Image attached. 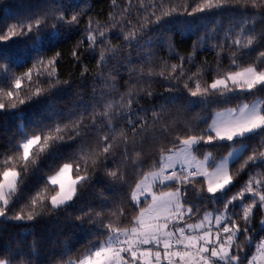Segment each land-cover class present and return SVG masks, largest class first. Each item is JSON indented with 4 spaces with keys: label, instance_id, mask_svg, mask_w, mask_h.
<instances>
[{
    "label": "snow or ice",
    "instance_id": "obj_1",
    "mask_svg": "<svg viewBox=\"0 0 264 264\" xmlns=\"http://www.w3.org/2000/svg\"><path fill=\"white\" fill-rule=\"evenodd\" d=\"M85 4L46 0L0 25V113L21 121V139L0 152V218L34 221L45 210L75 207L103 168L128 195L111 203L103 197L100 211L81 208L76 219L87 220L93 238L75 255L62 251L57 264H264V32L255 29L264 21V0H111L108 24L89 18L81 29ZM227 5H239L240 19L220 36L218 24L207 25ZM77 30L70 61L83 78L87 53L100 91L93 89L92 104L66 114L50 104L29 135L24 106L68 83L61 79L63 54L46 53ZM109 33L123 44H112ZM177 35H196L186 55L178 51ZM25 38L32 41L27 48H13ZM161 48L168 58L154 63ZM206 50L215 52V67L197 64V53ZM112 61L116 75L119 68L128 74L125 92L116 91L111 70L103 71ZM157 82L167 85V95L154 96ZM234 100L240 103L227 107ZM177 101L200 109L195 124L166 121ZM156 125L158 133L151 131ZM92 132L95 146L85 139ZM146 143L155 146L150 154ZM61 145L77 151L65 157L56 150ZM45 160L59 163L47 165L41 183L28 189L27 178ZM30 247H0V264H33L35 243Z\"/></svg>",
    "mask_w": 264,
    "mask_h": 264
},
{
    "label": "trees",
    "instance_id": "obj_2",
    "mask_svg": "<svg viewBox=\"0 0 264 264\" xmlns=\"http://www.w3.org/2000/svg\"><path fill=\"white\" fill-rule=\"evenodd\" d=\"M45 2L46 0H0V25L6 26L12 23L13 16L16 13L24 12L26 9L38 10V7ZM65 2L74 3L75 0H65ZM117 3L123 5L124 0H117ZM85 7L89 10L81 17V29L87 25L89 18H92L94 21H99L101 25L109 23V13L113 11L111 0H86ZM239 19V5H227L212 18V22L208 23L207 26L212 28L218 24L217 33L222 36L223 31H226L229 27L238 26ZM135 22L136 19L133 17V23ZM255 29L257 33L264 32V21L257 20ZM113 31L115 32L116 30ZM199 31L202 33L203 28ZM109 37L112 44H123L122 40L116 39L112 33H109ZM77 39H79V30L70 33L62 45L46 53V55L49 56L55 51H60L63 54L64 64L60 69L61 79L67 80L68 83L54 90L50 95L39 98L31 105L24 106L26 110L23 123L29 135L33 134L34 122H38L48 116L50 104L54 106L57 112L66 114L69 111L81 108L85 104H92L93 89L95 88L97 92L100 91L101 85L99 80H94L96 76L95 61L88 58V54L85 53L84 63L88 65L89 73L83 78L80 76V66H74L70 61V51ZM174 39L180 41L178 44V51L182 55H186L191 50L192 43L196 40V35L185 36L183 38L177 35ZM31 43V40L25 38L24 40H18V42L13 45V48H27ZM229 51L231 50L226 49L222 54L224 67H227L229 64L227 59ZM127 55L128 50L124 49L123 56ZM161 57L165 59L168 58L167 52L163 48L159 50L154 63L158 64ZM132 58L133 61H136L135 52L132 53ZM196 59L198 65L203 66L206 61L207 64L212 67L216 66V54L214 51L206 50L198 52ZM170 62L176 63L178 61L171 60ZM241 62L246 63L244 60ZM116 63V61H112L103 71L105 73H107L108 70L112 71V74L116 76V91L122 93L125 92L127 88L126 81L128 80V74L123 68H119V75H116ZM135 66L138 70L139 64ZM20 71H23V69H17L18 73ZM192 71H195V68H192ZM206 78L210 79V74H206ZM137 87H139V85ZM145 87H147V85H145ZM166 87V84L160 82L151 85L154 96H158L159 94L167 95V92H165ZM253 99L255 98L249 96L245 102L251 103ZM163 102V100H159V103ZM238 103H240L239 100H234L227 105V107H234ZM141 104L147 106L145 100H142ZM169 109L170 111L166 117V121L175 118L178 126H183L185 123L195 124L197 114L200 112L199 108H188L185 101H177L175 105H169ZM85 122L88 123L89 121L86 120ZM20 123L21 121L16 115L12 113H0V152L8 153L11 146L21 139ZM149 123H151L150 120ZM160 127L161 125H156L151 131H156L158 133ZM96 136L97 134L92 132L85 137L90 146H95ZM253 143L255 142L253 141ZM154 149L155 146L151 143H146L144 145L146 153L150 154ZM56 150L66 157L75 153L77 147L68 148L61 145L57 146ZM224 154H226V152ZM246 155L247 153L245 156ZM53 163H59V161L45 160L41 162V170L33 175H29L26 180L28 189H32L41 183L42 177L47 171V165ZM148 163H151V161H148ZM145 170H147V165L145 166ZM133 179L134 177H132L131 170L129 169V183H132ZM97 180L99 182H97ZM127 195V186H121L119 184L112 185L109 178L104 174L103 168H98L96 175L93 177L91 186L85 185L84 189L81 190V198L79 202L76 203L75 207H69L66 210H57L54 212L45 210L41 212L40 216L34 221H4L0 218V247L7 248L11 246L14 250L20 248L27 252L31 250L30 246L35 243V254L31 257L33 264H57L62 251L70 249L71 253L75 255L83 251L93 238L90 234L91 226L87 223V220L81 221L76 219L77 216L82 215L81 208L86 211L91 207L95 211H100L103 197H107L108 202L111 203L113 199L119 200ZM25 202L26 201H21V203ZM19 207L20 205H17L10 215L18 211ZM104 211L107 212L108 210L105 209ZM134 214V210H128V219L130 220ZM258 220L259 216H257L256 219L257 224ZM124 224L127 225V221H124Z\"/></svg>",
    "mask_w": 264,
    "mask_h": 264
}]
</instances>
